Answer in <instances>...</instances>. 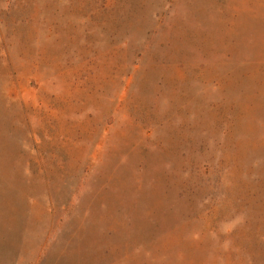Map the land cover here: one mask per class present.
<instances>
[{
    "label": "rangeland",
    "instance_id": "374dc122",
    "mask_svg": "<svg viewBox=\"0 0 264 264\" xmlns=\"http://www.w3.org/2000/svg\"><path fill=\"white\" fill-rule=\"evenodd\" d=\"M0 264H264V0H0Z\"/></svg>",
    "mask_w": 264,
    "mask_h": 264
}]
</instances>
